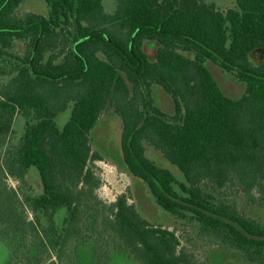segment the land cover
Masks as SVG:
<instances>
[{"label":"trees","instance_id":"16d2710c","mask_svg":"<svg viewBox=\"0 0 264 264\" xmlns=\"http://www.w3.org/2000/svg\"><path fill=\"white\" fill-rule=\"evenodd\" d=\"M45 1L44 15L20 14L26 0H0V240L9 264H81L82 245L94 246V264L116 254L209 264L198 248L264 264V216L238 200L264 211V63L251 60L264 49V0L226 9L216 0H115L112 13L105 0ZM209 62L245 85L240 98L225 95ZM156 87L173 114L157 106ZM108 112L122 124L117 165L181 227L151 222L130 192L112 203L98 195L104 158L92 131ZM18 117L24 130L13 142Z\"/></svg>","mask_w":264,"mask_h":264},{"label":"rangeland","instance_id":"374dc122","mask_svg":"<svg viewBox=\"0 0 264 264\" xmlns=\"http://www.w3.org/2000/svg\"><path fill=\"white\" fill-rule=\"evenodd\" d=\"M106 10L112 13L115 9V0H105ZM235 0H216V4L221 9H226L234 5ZM48 5L45 0H26V2L20 7L19 12L23 14L31 11L37 14H47ZM153 55L154 52L149 51ZM251 60L256 65L264 63V49L257 50L251 55ZM208 67L217 79L221 89L231 98H240L245 92V85L239 83L230 74L223 73L218 66L209 62ZM156 104L165 113L173 114L174 105L171 98L159 87L155 88ZM71 110L60 114L57 118V124L60 128L70 118ZM25 121L23 118L18 117L14 126V134L12 136L13 142H17L23 134ZM121 135L122 124L121 119L114 113L108 112L101 118L100 123L92 131V139L94 144V150L98 152L103 158V161L95 163L96 171L102 178V187L98 190L100 198L107 202L112 203L116 201L117 197L123 193L130 192L132 195L131 203H135L140 212L146 216L151 222L155 224H161L174 230L177 227H181L179 221L172 219L165 214L154 202L148 188L140 181L132 179L125 171L124 167L117 165L121 161ZM150 156L163 165L161 156L153 151L150 152ZM167 168H174L179 175H182L178 169L173 167L166 161ZM177 174V175H178ZM31 180L38 191H41L40 178L37 173L31 175ZM10 183L16 186V182L10 180ZM239 203L242 210L249 212L252 215L264 216V211L258 208L253 209L252 206H248L240 196H238ZM252 207V208H251ZM180 233V232H179ZM94 246L82 245L78 248V259L81 264H94L93 260ZM196 254L199 259L206 261L209 264H242L238 255L229 250L219 248H198ZM12 259V255L8 247L0 240V264H9ZM122 255H113L108 264H135L128 263Z\"/></svg>","mask_w":264,"mask_h":264}]
</instances>
